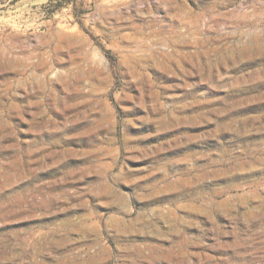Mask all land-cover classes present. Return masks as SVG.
Segmentation results:
<instances>
[{
    "label": "rangeland",
    "instance_id": "1",
    "mask_svg": "<svg viewBox=\"0 0 264 264\" xmlns=\"http://www.w3.org/2000/svg\"><path fill=\"white\" fill-rule=\"evenodd\" d=\"M0 264H264V0H0Z\"/></svg>",
    "mask_w": 264,
    "mask_h": 264
},
{
    "label": "bare ground",
    "instance_id": "2",
    "mask_svg": "<svg viewBox=\"0 0 264 264\" xmlns=\"http://www.w3.org/2000/svg\"><path fill=\"white\" fill-rule=\"evenodd\" d=\"M140 250V249H139Z\"/></svg>",
    "mask_w": 264,
    "mask_h": 264
}]
</instances>
